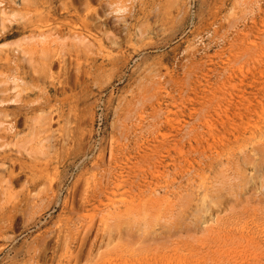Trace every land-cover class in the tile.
I'll return each instance as SVG.
<instances>
[{"label":"rangeland","instance_id":"obj_1","mask_svg":"<svg viewBox=\"0 0 264 264\" xmlns=\"http://www.w3.org/2000/svg\"><path fill=\"white\" fill-rule=\"evenodd\" d=\"M0 264H264V0H0Z\"/></svg>","mask_w":264,"mask_h":264},{"label":"bare ground","instance_id":"obj_2","mask_svg":"<svg viewBox=\"0 0 264 264\" xmlns=\"http://www.w3.org/2000/svg\"><path fill=\"white\" fill-rule=\"evenodd\" d=\"M151 68V67H150ZM153 69V68H152ZM147 71V70H146ZM148 74V73H147Z\"/></svg>","mask_w":264,"mask_h":264}]
</instances>
